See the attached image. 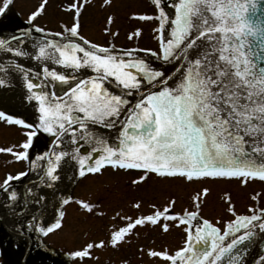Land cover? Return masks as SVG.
<instances>
[{
    "label": "snow or ice",
    "instance_id": "obj_1",
    "mask_svg": "<svg viewBox=\"0 0 264 264\" xmlns=\"http://www.w3.org/2000/svg\"><path fill=\"white\" fill-rule=\"evenodd\" d=\"M103 2L109 4L111 0ZM10 3L2 0L0 13ZM152 3L154 13L133 14L158 22L154 29L158 48L140 50L143 56L134 49L118 50L85 38L79 33L75 17L70 26L55 33L32 23L42 14L46 0H41L27 17L31 28L42 34L32 45V53L20 47L32 40L28 30L0 39V51L27 56L45 65L35 74L36 78L43 77L41 87L35 83L32 70L15 59L0 63V72L4 73L0 86L10 83L5 69L23 74L28 91L25 99L35 101L38 114L34 123H28L0 110V121L27 129V138L19 145L22 150L7 147L0 148V152L27 160L33 138L42 130L53 137V147L39 158L46 164L36 160L31 164L51 181H57L58 169L67 158L76 162L80 177L86 173L103 175L105 166L142 170L133 184L144 181L150 173L178 176L187 182L237 178L242 185L257 180L264 183V0ZM69 7L79 14L76 4ZM153 57L160 64H153ZM47 62L71 72L50 68ZM169 64L172 67L166 72L162 65ZM54 82L66 86L60 94L47 90L55 87ZM131 96L136 97L134 103ZM117 124L114 137L102 136L90 127L114 129ZM68 140L71 152L57 147ZM78 141H85L89 150L82 152ZM24 175V171L15 177L6 175L0 187L7 188L10 180ZM208 192V188H202L192 197L195 210H186L182 215L169 212L174 206V200H169L163 210L156 207L149 214L125 217L127 223L111 231L106 240L89 241L69 255L83 260L92 256L93 249L118 246L135 226L159 225L167 231L169 224L160 221L172 219L185 225L183 246L172 253L149 249L148 255L170 264H246L248 245L254 244L258 235L264 236V207L250 205L247 214H238L229 203L227 210L234 218L221 229L198 216L201 196ZM258 195L254 193L251 199L256 201ZM15 196L13 191L9 198ZM73 199L68 196L61 203L66 205ZM75 203L88 212L97 207L86 200L76 199ZM133 207L139 208L140 201ZM64 216V210L57 208L55 218L45 226L35 224V231H59ZM260 249L264 252V243ZM253 264H264V254L254 257Z\"/></svg>",
    "mask_w": 264,
    "mask_h": 264
},
{
    "label": "rangeland",
    "instance_id": "obj_2",
    "mask_svg": "<svg viewBox=\"0 0 264 264\" xmlns=\"http://www.w3.org/2000/svg\"><path fill=\"white\" fill-rule=\"evenodd\" d=\"M40 2L41 0H11L7 9L17 14L20 20L28 21V14ZM71 4L80 8L79 14L69 7ZM154 11L151 0H111L109 4H104L103 0H46L42 14L32 23L50 31H63L75 17L79 20L80 35L97 44L156 49L154 29L157 21L142 20L133 15L152 14ZM26 138L25 132L18 127L0 121V148L22 150L19 145ZM24 168L23 159L16 160L11 154L0 152V182L6 175H15ZM141 173L107 168L103 175L96 174L78 181L72 188L71 197L74 199L63 207V227L59 231L43 235L42 240L66 253L68 264H168L162 258L148 255V250L172 253L180 247L185 225L176 224L172 219L160 221L169 224L167 231L162 230L159 225L135 226L134 231L127 234L118 246L93 249L92 256L83 260L72 258L69 252L89 241L106 240L111 231L127 223L125 217L135 218L140 214H149L156 207L163 210L169 200H174L170 213L182 215L186 210H195L192 197L205 187L209 192L201 196L198 216L209 219L221 229L232 218L227 210L229 203L238 214H247L250 205L264 207V183L258 180L249 181L245 185L227 179L209 178L187 182L180 178H162L150 173L144 181L133 184L132 181ZM254 193L259 194L256 201L251 199ZM76 199L86 200L97 207L95 211L88 212L75 203ZM136 201H140L139 208L133 207Z\"/></svg>",
    "mask_w": 264,
    "mask_h": 264
},
{
    "label": "water",
    "instance_id": "obj_3",
    "mask_svg": "<svg viewBox=\"0 0 264 264\" xmlns=\"http://www.w3.org/2000/svg\"><path fill=\"white\" fill-rule=\"evenodd\" d=\"M8 10V9H7ZM169 11H172L169 9ZM14 13L11 9H9V14ZM21 25V24H19ZM25 30H28L32 33V40L28 41L25 44V51L32 53L33 47L32 45L35 43L36 40L39 39V36L42 35L41 33H37L35 29L31 28L27 24H22L21 26L12 28L11 30H4L3 28L0 29V34L5 33L9 36H19L20 33L24 32ZM54 33V32H52ZM8 37L4 38L7 39ZM48 38L51 39H59L55 36H49ZM20 39H23L22 36H20ZM12 42L11 40L8 41V43ZM77 42L82 43V41H79L77 39ZM119 50V49H118ZM123 50H133V49H123ZM136 50V54L143 56L144 53L138 49ZM1 52V51H0ZM9 59H15L19 64H22L25 69H31L32 75L35 80V83L41 84V87H44L42 81L43 77L36 78L35 74L40 73L42 71V68L45 66L37 61H33L30 59V57H15V56H9V57H1L0 56V63H6ZM153 64H160V62L156 61L155 58H152ZM47 66L53 69H59L61 71H68L71 72V69H64L61 66H57L52 64L51 62H47ZM164 70L167 72L169 69H171L172 65H162ZM8 75V79L10 83L7 86H0V109L5 110V112H11L12 114H17V116H23V113H17L16 107L21 108V111H27L26 112V120L30 123H34L36 116L38 115L35 111V101L29 102L25 99V96L28 95V91L24 86L23 82V74L16 72L11 69H5ZM4 77V73L0 72V78ZM50 80V78H49ZM55 83V87H48L47 90L49 92L55 91L56 93L60 94L61 89L65 88L66 86ZM113 91H117L116 89H112ZM10 93V94H8ZM2 95H9V99L6 97H2ZM131 102H135L136 97L131 96L129 97ZM90 127L94 128L95 131L105 137H114L117 134V131L119 129V124H117L116 128L114 129H105L100 127L99 125H91ZM39 132H43L42 130ZM44 133V132H43ZM46 135H49L47 133H44ZM53 137L49 136L47 140L44 142H47L46 148L43 150V153L50 152L52 149V141ZM60 148V150L69 151L71 152V141L68 140L65 142L63 146H57ZM78 147L82 152H86L89 150V145L85 141H78ZM46 160L41 161L38 160V163H44L46 164ZM77 171V164L75 161H72L70 159L65 158L64 162L61 164L60 168L58 169V179L57 181H51L48 180L46 176L43 175L40 168H34L21 177V179L16 183L18 187V201L19 203L16 206H10L9 204L2 205L5 208L0 209V232L5 233L6 238L8 239H15L24 241L22 246V254L20 256V259L18 260V264H27V260L29 259V249H30V241L28 238V235L23 232L21 229L14 226L13 222H11L14 218H20L22 215H25L29 208L28 206V198L26 196L25 190L30 189L32 187H35L39 184H44L45 191H46V199L44 201L45 207H52L55 210L57 208H60L61 201L63 198L68 197L71 186L75 183L76 179L79 175L76 174ZM43 177L44 183H41V178ZM46 202V203H45ZM36 213V212H34ZM183 214V213H182ZM264 243V236L258 235L256 238V242L254 244L248 245V253L245 255L244 259L246 264H253V259L258 254H264V252L260 249V244ZM51 249L55 250L57 252L58 256L63 259V264H68L69 259L66 253L63 251L55 249L54 247L49 246ZM2 261V258H1ZM3 262V261H2Z\"/></svg>",
    "mask_w": 264,
    "mask_h": 264
},
{
    "label": "flooded vegetation",
    "instance_id": "obj_4",
    "mask_svg": "<svg viewBox=\"0 0 264 264\" xmlns=\"http://www.w3.org/2000/svg\"><path fill=\"white\" fill-rule=\"evenodd\" d=\"M19 24L22 25L24 23L19 21L17 18H15L14 15L5 14V12L0 14V29L3 28L4 30H11L12 28L21 26ZM6 37H9V35H6L3 32L2 34H0V39H4ZM9 44H12L13 46H15V43L13 41L10 42ZM20 47L23 48L24 50L26 48L25 44H21ZM0 56L9 57V56H12V54L1 51ZM56 83L59 84V82H56ZM2 97L3 98L6 97L7 99H9V95H5V96L2 95ZM6 109L8 110L7 107ZM20 109L21 108L16 107L15 110H17V113L18 112L23 113L24 114L23 116H17V114H14V113L12 114L11 112L9 113L7 111L6 113L14 115L17 118L24 119L26 122H28L25 118L27 111L24 112V111H21ZM14 126L18 127L24 133L25 128L18 126V125H14ZM48 138H49V135H46L43 132H38L37 135L33 138V141L28 150V159L23 160L25 162V168L23 169L25 173H27V171L31 169H34L32 168V164H31L33 160H36L38 163V160L41 154H43V150L46 148V145H47V142L45 143L44 141L47 140ZM127 171L135 173L136 170L134 171V169L132 170L130 169ZM92 175H96V174L86 173L85 176L83 177L79 176L75 184H77L78 181H81L83 178H86ZM177 178H180V177H177ZM177 178H174V179H177ZM20 179L21 177L11 180L7 188L0 187V209L5 208L4 206H2L5 204H9L10 206H16L19 203L18 192H17L18 187L16 183ZM200 180H205V179H200ZM227 180L237 181L238 184H241L240 180L237 178H231ZM43 185L44 184H39L35 187L25 190L26 196L29 202L28 203L29 208L27 210L28 213H26L25 215H22L20 218L12 219L11 222H13L14 226L21 229L23 232H25L28 235V238L30 241V249H29L30 253H29V259L27 260L28 261L27 264H63V259H61V257L58 256L57 252L51 249L49 245L45 243L44 240H42L43 235H48L50 233L42 234L40 232L35 231V227H34L35 224L45 226L47 223H50L52 219H54L56 216V210L54 208L52 209V207H45L44 205V201L46 199V191H45V186ZM13 191L16 193V196L15 198L10 199L9 195ZM233 218L234 217L232 216L231 219ZM23 243H24L23 240L20 241V240H15V239H8L6 238L5 233L0 232V259L2 258V261H3V262L1 261V263L2 264H18L19 262L18 260L20 259V256L23 252L22 251Z\"/></svg>",
    "mask_w": 264,
    "mask_h": 264
}]
</instances>
